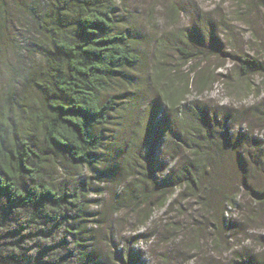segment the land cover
<instances>
[{
	"label": "rangeland",
	"instance_id": "1",
	"mask_svg": "<svg viewBox=\"0 0 264 264\" xmlns=\"http://www.w3.org/2000/svg\"><path fill=\"white\" fill-rule=\"evenodd\" d=\"M100 1L114 12L117 30L127 36L141 59L114 79L103 94L104 100L113 96L115 108L103 126L102 151L95 165L75 168L44 148L57 183L71 177L89 185L90 238L106 252L135 245L141 249L144 264H217L219 255L209 238L201 236L198 251H188L189 243L179 245V237L172 239L174 222L185 228L192 222L190 218L199 219L193 226L208 227L211 221V212L198 211L201 208L191 191L179 194V185L196 160L181 137H193L191 126L197 123L193 119L197 114L205 117L203 123L215 135L229 133L228 141L207 145L214 153L217 175L206 178L207 196L210 202L211 197H222L219 190H211L213 179L225 185L223 191L231 189L235 205L225 216L228 222L234 219V242L239 252L251 251L263 261L264 204L253 193H264V0ZM4 5L0 12L1 117L5 115L1 108L14 97L33 110L41 108L36 102L42 96L40 85L48 83L45 72L57 61L52 56L51 25L58 18L71 19V14H58L55 0H4ZM181 45L204 51L185 63L178 51ZM238 56L257 58L261 71L243 75L238 71ZM202 76L204 87L199 90ZM194 80L197 86L190 84L183 91L186 82ZM180 112L187 117L181 119ZM138 138L141 143L137 146L134 141ZM149 140L154 142L150 166L148 161L142 162ZM238 150L245 154L250 168L245 176L243 162L236 157ZM145 169L154 172L156 185L164 187L163 196L171 195L172 201L162 208L154 205L151 217L142 225L150 213L147 204L140 207V202L136 205L127 200L121 191L131 180L142 177ZM145 180L148 185L152 181ZM153 194L155 200L161 195ZM203 229L205 235L207 229ZM231 256L235 255L224 251L220 262L227 263Z\"/></svg>",
	"mask_w": 264,
	"mask_h": 264
},
{
	"label": "trees",
	"instance_id": "2",
	"mask_svg": "<svg viewBox=\"0 0 264 264\" xmlns=\"http://www.w3.org/2000/svg\"><path fill=\"white\" fill-rule=\"evenodd\" d=\"M55 4L59 15L71 14V19L58 18L55 25H51L54 33L50 40L52 56L54 54L57 61L51 62L45 72L48 83L45 87L40 85L42 96L36 102L41 108L33 110L16 97L1 108L5 115L0 116V264H144L141 249L135 245L128 244L119 250L116 246L106 252L93 242L89 236L93 228H89L91 222H88L93 216L89 210L92 200L89 185L71 177L64 183H57L49 169L50 157L44 152L47 148L75 168L95 165L102 151L103 126L115 108L113 96L104 100L103 94L126 68L140 61L141 55L127 36L117 30L115 14L103 2L55 0ZM4 6V0H0V12ZM178 51L186 63L198 58L204 49L181 45ZM237 59L238 71L243 75L262 69L261 62L255 57L238 56ZM204 82V76L200 77L199 90L203 89ZM190 84L197 86V81L186 82L183 91ZM164 92L168 91L165 89ZM179 115L180 118L187 117L183 112ZM193 119H197L191 126L195 134L189 140L183 137L181 140L195 154V166L181 181L179 194L182 196L191 191L201 208L198 211L211 212V221L209 225L207 223L208 227L193 226L199 219L190 218L192 222L185 224V228L184 224L174 225V222L173 226L171 224L172 239L179 237V245L189 243L188 251H198L203 242L201 236L209 238L211 248L219 255L215 258L217 264H264L258 254L239 252L234 242L236 233L231 234L234 219L230 218L229 223L225 216L228 208L235 205L236 195L230 193L231 189L223 191L225 185H219L213 179L211 190H219L222 197L219 200L211 197L210 202L207 196L206 178L209 174L217 178L213 166L215 156L207 145L210 141H228L229 133L217 132L215 135L212 128L210 131L203 123L206 119L202 115L196 114ZM141 138L134 141L137 146ZM153 147L154 142L149 140L143 164L147 161L149 166L152 164ZM130 152L134 154L132 149ZM237 152L245 176L250 168L245 154L241 150ZM130 157L128 154L127 158ZM153 174L145 169L142 177L131 180L121 191L136 205L139 202L140 207L142 203L147 204L150 213L142 225L151 217L154 205L162 208L172 201H169L171 195L163 196L164 187L156 185L158 179L155 177L154 180ZM145 179H152L149 193L150 184H146ZM155 191L161 194L157 198L159 202L153 199ZM253 196L264 204V193H253ZM203 228L208 230L205 235H202ZM224 251L235 255L227 263L220 262L224 259Z\"/></svg>",
	"mask_w": 264,
	"mask_h": 264
}]
</instances>
